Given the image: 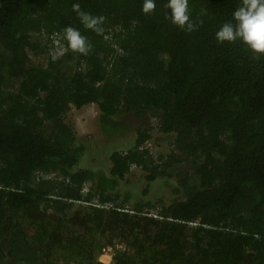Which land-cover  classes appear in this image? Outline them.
I'll return each instance as SVG.
<instances>
[{
  "label": "trees",
  "instance_id": "obj_1",
  "mask_svg": "<svg viewBox=\"0 0 264 264\" xmlns=\"http://www.w3.org/2000/svg\"><path fill=\"white\" fill-rule=\"evenodd\" d=\"M77 2L105 17L103 34ZM142 3L0 0V264H102L115 239V264H264V57L215 40L240 0H189L192 32L169 22L167 0L148 15ZM69 26L88 55L60 54ZM92 106L91 146L66 114ZM155 131L173 136L166 154L145 146ZM100 154L108 173L80 165ZM133 168L140 197L122 187ZM157 179L176 181L173 199H147Z\"/></svg>",
  "mask_w": 264,
  "mask_h": 264
},
{
  "label": "clouds",
  "instance_id": "obj_2",
  "mask_svg": "<svg viewBox=\"0 0 264 264\" xmlns=\"http://www.w3.org/2000/svg\"><path fill=\"white\" fill-rule=\"evenodd\" d=\"M157 7L156 0H143L142 14H152ZM167 19L176 28L192 32L198 25L190 18L189 0H167ZM72 11L75 12L88 30L98 35L103 34L104 16H93L81 10L80 3H73ZM206 15V12H202ZM60 45V54L71 51L74 54L86 56L91 50V44L81 32L73 27H65L62 34H55ZM218 43H235L239 41L253 57H264V0H240L239 5L232 13L229 21L221 25L215 33ZM63 41V44H61Z\"/></svg>",
  "mask_w": 264,
  "mask_h": 264
},
{
  "label": "rangeland",
  "instance_id": "obj_3",
  "mask_svg": "<svg viewBox=\"0 0 264 264\" xmlns=\"http://www.w3.org/2000/svg\"><path fill=\"white\" fill-rule=\"evenodd\" d=\"M34 63H44V58H40L37 60H34ZM98 114V110L96 106L88 108H83L81 111H75L71 110L66 114V122L70 123L72 125H75V131L80 137V139L88 140L87 142L92 146V141L97 139L100 135L98 129H97V122H96V116ZM134 121L130 115L126 116L125 118H122V121ZM148 121L153 124L154 121L151 118H148ZM173 136H162L158 134L156 131L154 132V135L152 139L146 144L145 146L148 147L152 154L154 156L158 154H166L168 152L169 144L172 141ZM136 135L132 133V135H129L127 138L124 137L118 138L114 140L110 144V150H124L133 147L134 141H135ZM98 145L102 147L104 144L102 141L98 142ZM95 146V145H94ZM104 147H107L106 144H104ZM109 150H107V153ZM103 153H106L104 151ZM98 160L94 162L92 160V157H86L85 160L80 164L81 166H97L98 168H103L104 172L108 173L110 169V161L108 159L107 154H100L99 157H97ZM96 167V168H97ZM173 181L167 182L165 179H157L155 182L150 183L149 191L150 193L147 196V199L155 200L156 198H163L165 201H169L173 199L174 192L173 189L176 186V181L172 179ZM123 190H134L135 193L140 197L141 191L143 188L147 187V182L145 180V174L140 172L138 169L133 168L132 171L129 173V175L125 178V182L122 183ZM122 190V192H123Z\"/></svg>",
  "mask_w": 264,
  "mask_h": 264
},
{
  "label": "built area",
  "instance_id": "obj_4",
  "mask_svg": "<svg viewBox=\"0 0 264 264\" xmlns=\"http://www.w3.org/2000/svg\"><path fill=\"white\" fill-rule=\"evenodd\" d=\"M155 217L154 215H151ZM126 245L120 240H113L110 244L105 245L98 257L99 262L102 264H115L114 257L119 252H125ZM103 259V260H102Z\"/></svg>",
  "mask_w": 264,
  "mask_h": 264
},
{
  "label": "bare ground",
  "instance_id": "obj_5",
  "mask_svg": "<svg viewBox=\"0 0 264 264\" xmlns=\"http://www.w3.org/2000/svg\"><path fill=\"white\" fill-rule=\"evenodd\" d=\"M103 260V259H102Z\"/></svg>",
  "mask_w": 264,
  "mask_h": 264
}]
</instances>
